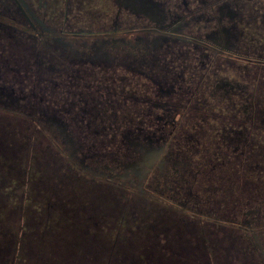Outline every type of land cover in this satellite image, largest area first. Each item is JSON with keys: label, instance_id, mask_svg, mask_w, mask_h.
<instances>
[{"label": "flooded vegetation", "instance_id": "1", "mask_svg": "<svg viewBox=\"0 0 264 264\" xmlns=\"http://www.w3.org/2000/svg\"><path fill=\"white\" fill-rule=\"evenodd\" d=\"M41 2L0 0V153L17 150L20 134L35 135V118L48 123L47 134L55 128L80 165L103 161L95 150L105 149L122 176L177 158L188 149L185 132L205 137L195 120L238 122L225 148L244 145V134L255 141L256 121L264 124V0ZM36 50L44 57L35 58ZM117 143L124 154L110 150ZM82 176L65 179L116 182Z\"/></svg>", "mask_w": 264, "mask_h": 264}, {"label": "trees", "instance_id": "2", "mask_svg": "<svg viewBox=\"0 0 264 264\" xmlns=\"http://www.w3.org/2000/svg\"><path fill=\"white\" fill-rule=\"evenodd\" d=\"M245 137L244 134V145L236 155L241 163L235 184L222 180L221 183L217 181V185L211 180L217 164L210 163L208 168L206 166L207 170L203 166L193 172L188 168L187 172L182 169L181 172L187 173V176L178 171L170 173L171 177L177 176L175 182L172 180L177 188L162 187L156 192L162 195L157 203V213L146 210L149 206L144 202L141 205L135 203L139 206L133 208L136 209L134 215L124 213L111 218L102 210L108 207L106 199L92 200L95 201L93 205L90 199H86L87 196L79 198L75 191H78L76 187L82 186L81 183V186L66 183L74 186H66V192L71 195L66 193L67 199L61 196L65 189L60 188L57 178L53 176L59 172L63 176L62 166L52 167L46 162L45 172V165L39 162L40 157L34 153L30 156L28 152L31 140L20 134L17 150L9 151L6 155L0 153V264H46V253L50 264H54L51 252L47 251L46 232L60 233L59 229L63 227L66 232L74 229L78 233L76 238H66L64 241L66 244H71L73 240L78 242L71 244L69 257L74 255L76 249H84L83 242H88L90 246L94 243L95 247V233L110 231V240L103 238L101 241L110 245L103 252L105 264H113L117 253L120 254L118 264H122L124 259L125 263L128 258L134 261L137 242L143 249L140 252L142 260L139 259L136 264H264V145L260 146V151L256 147L249 149L245 146L246 142L249 143ZM33 165L42 169L44 175L41 182L29 185L27 176L34 172ZM50 168L54 172L50 173ZM197 171L205 173L208 180L198 178L200 173ZM47 179L55 181L50 183ZM72 195L75 198L78 196V200H72ZM181 198L184 200L180 202L186 199L198 209H187L185 213L179 211L181 203L178 205V200ZM91 216L97 220L93 224L97 225L96 229L92 228L93 236L87 235L88 229L93 227ZM160 218L164 220L162 227L157 225ZM246 220H250L252 229L259 234L258 245L247 233L251 230ZM127 225L128 231L119 229ZM113 232L115 235H111ZM121 233L129 235L122 236ZM56 235L48 241L59 243L60 236ZM162 239L164 242H161ZM116 247L118 249L114 252ZM98 249L102 247L98 246ZM93 255L98 256L92 253L86 257Z\"/></svg>", "mask_w": 264, "mask_h": 264}, {"label": "rangeland", "instance_id": "3", "mask_svg": "<svg viewBox=\"0 0 264 264\" xmlns=\"http://www.w3.org/2000/svg\"><path fill=\"white\" fill-rule=\"evenodd\" d=\"M39 1V0H34ZM42 0H40V3ZM41 55V57L44 55L42 54V52L40 51H35V58H39ZM204 112L202 113L203 116L201 114H196L193 116V118L198 117V115H201L202 117L207 118L208 115H210V112L207 111V113H205V110H203ZM190 119V118H189ZM188 119V120H189ZM198 119V118H197ZM35 126H34V130H36V137H34L35 135H31L29 134V139L32 141H35V144L32 147H29L28 152L30 151V156L33 155V153L35 154V156L37 155L38 157H40L39 162L43 165H45V172H46V162H48L49 166H55V165H60L64 166L62 167V170L64 172V174L68 175V176H75L76 179H82V180H87L85 177H83L82 175L84 174V176H92L93 174L100 176L104 179H108V180H112V181H116L112 184H99L98 187H95L94 184H90V183H83L82 186L80 185V182H72V184H76L78 186L81 187H76L78 191H75V193L77 192V195L79 196V198H82L84 196H87L88 198L86 199H90L92 204H95V201L97 202L98 199L100 201H102L103 199H106L105 202L107 203L106 206L108 207H103L102 210L105 214H107L109 217L113 218V216H117L119 214H126L128 216H131V214H133L134 212H136V209L133 208H137V204H142L144 202H146L149 206L148 211L153 212L154 214L157 213L159 211V205L155 202L157 201L156 199H159L160 197L158 195H156V192L159 191V188L162 187H166L167 189L170 188H177L173 182L176 181L175 178H177V176L175 177H171V174L174 170H176V172L178 171L179 173L183 174L184 177L187 176V173H182L181 170L184 169L186 171V168L190 169L191 172H193V170L199 169V167L195 166L197 162L201 163L203 167H205V169L207 170V168L209 167L210 163L213 164H217V167L214 168V170H216V172L214 173L213 177L211 178V180H213L215 183L217 182L216 180H223L224 182L229 181V183L235 184L237 181V175L239 174V165L241 163V159L237 158L236 155L240 152L239 148L240 146L242 147L243 144H241L240 146L238 144H232L229 148H225V146L228 144L227 142V137L230 135V130L229 128H232V130H236V129H240V126L238 125V122L235 123L234 121H226V120H195L197 122H199L200 124H202L201 126H203V129H205V133L206 136L203 138L198 139L199 143L197 140H195V138H199L200 136H197L194 138V136L190 137L192 135L191 131L185 132L183 134V138H188L189 141V145H188V149H184L183 152H177L178 153V157L176 158L175 156L171 157V159L166 163L163 164L162 160H159L154 166H152L151 168H149L148 170H150L149 172L147 171L145 174L141 173V172H133L132 176H128V175H123V171L121 172V169L117 166L114 167V165L111 163V154L109 152H106L105 149L103 150H95L96 153L99 154L100 158H103L104 160H98V161H93V159L95 158H87L85 160V165L86 168L83 167L82 165H80L78 159H74V157H69L68 154V150L69 147L66 149L64 148V146L62 145V143L60 144V140L59 137L57 135V131L55 130H51L49 132V134H47V132H45V127H48V123H45L43 119H39V118H35ZM192 121V120H191ZM190 121V122H191ZM259 126L258 129L253 130L252 132V136L253 139L255 140L253 143H249V145L256 147L259 149L260 151V146L264 145V124L259 123V121H256ZM182 125H184L183 127L188 129H193L191 128V126L187 123L186 121H182ZM195 128H198V126H196ZM250 128V126H249ZM244 129V128H242ZM253 129V128H252ZM40 131V133H38ZM251 130H249L250 132ZM53 133H55V135L57 136V138L55 139V137H53ZM48 136H50L48 138ZM226 136V137H225ZM47 137V140H46ZM35 138V139H34ZM54 138V139H52ZM51 141V143H50ZM46 144L49 145L46 147ZM56 145V146H55ZM236 145V146H235ZM119 146V143H117L115 145V148L110 147V150H114L116 152L119 153H115V155H120V154H124L122 151V146H119L120 149L118 150L117 147ZM258 146V147H257ZM51 147V148H50ZM118 147V148H119ZM53 148L57 149L60 151L62 158L58 157L57 153L54 152ZM237 148L236 150H233ZM62 149H66V151L62 150ZM222 149V150H221ZM34 150H38L37 152H34ZM53 150V151H50ZM108 149V151H110ZM176 150V149H175ZM101 153H104L105 155L102 156ZM231 154V155H229ZM163 156H161L162 159ZM108 158V159H106ZM120 158V156H119ZM164 158V157H163ZM106 160H108V163L106 162ZM207 160L208 163H207ZM93 161V164H92ZM54 163V164H52ZM67 163V165H66ZM207 163V164H205ZM260 164H262V159L260 160ZM93 165V166H91ZM34 166V172L30 173L27 176V180H29L28 182L30 183L29 185H31V183L35 182L36 184L39 183V181L42 178V175H44V172L42 169H37L35 168L36 166ZM52 166V167H53ZM73 167L75 169V171H79V173L73 172L71 170H68L67 167ZM79 166V167H78ZM207 166V168H206ZM89 171V172H87ZM54 172L53 169L50 168V173ZM187 172V171H186ZM201 171H197V173H200ZM171 173V174H170ZM4 174V173H3ZM62 176L61 172L56 173L53 177L57 178V181L60 185L61 189H65V192L61 193V196L63 195L66 198V193L68 195H71L70 192H66L67 191V187L72 188L74 186H72V184H66L68 182V179H65L66 175ZM35 178V179H34ZM198 178H204V180H208V178L205 176V173H200L198 174ZM26 179V178H25ZM45 179H46V174H45ZM48 180V179H47ZM173 180V182H172ZM50 183H52L55 180H48ZM41 182V181H40ZM46 182V180L44 181ZM205 183V182H204ZM218 185V183H216ZM92 185V186H90ZM113 185V186H112ZM165 185V186H164ZM67 186V187H66ZM54 188V185L52 186L51 189ZM86 189V190H85ZM40 191V190H39ZM43 192V191H40ZM39 192V193H40ZM223 192V191H222ZM25 194V193H24ZM41 194V193H40ZM169 194V193H168ZM224 195V192L222 193ZM39 195V194H38ZM42 195V194H41ZM228 194H226L227 196ZM26 196L28 197L29 194ZM35 196H37V194H35ZM44 197V194L42 195ZM73 196V195H72ZM78 196L76 197L78 200ZM74 197V196H73ZM158 197V198H157ZM75 197L72 199H76ZM220 199V198H219ZM70 200V201H72ZM95 200V201H92ZM152 200V201H150ZM179 200H184V198H181ZM90 203V201H88V204ZM137 203V204H135ZM192 202H187L185 199V202L183 203V207L181 206V209L184 210H179V211H186L187 209H192V210H197L198 208L191 206ZM64 208V207H63ZM68 208V207H66ZM79 209V208H78ZM95 210V209H94ZM200 210V208H199ZM77 211V210H75ZM98 211V210H96ZM190 211V210H189ZM187 212V211H186ZM72 214V212H71ZM134 215V214H133ZM92 217V216H91ZM92 222L91 225L93 227H90L88 230V234L87 235H92V228L96 229V226L93 224L95 221V218H91ZM90 220V221H91ZM164 220L162 218H160L157 222V225L159 227L164 226ZM114 224V223H112ZM122 232L123 231H128L129 230V226H125V228H119ZM60 230V233L54 232V231H50L51 234H49L48 232H46V244L49 248H47L48 252H51V261H53L54 264H105L106 262V257L103 255V252L106 249V247H109V243L108 242H101L103 241L102 239H108V241L110 240V231L107 232H101V233H95V240L96 242V246L93 247L94 243L92 244V246H90L88 244V242H83V244H85L84 249H82L81 251H78L73 247V251L75 252L73 256L70 255L69 257V249L70 251H72L71 248V244H77V240H73L71 241V244H66L64 241L67 239L70 240V238H76L78 236V233L74 232V229L71 232H66V229L63 227ZM92 233V234H91ZM248 234H250L251 238L253 239V235H252V231H247ZM54 234H57L56 237H58L59 234V239L60 242L56 244V242L53 240L48 241L51 239V236L54 237ZM77 234V236H76ZM255 234V233H254ZM111 235H115L114 232ZM121 235H125L128 236L129 233H121ZM86 238V237H84ZM255 239L257 238L254 237ZM254 240V239H253ZM161 242H164V240L162 239ZM254 242V241H253ZM124 244H121V246H123ZM98 246L102 247V249H98ZM104 248V250H103ZM50 249V250H49ZM118 249V247H116L113 251L116 252ZM135 249L137 251V254L135 257V260H130V258L126 259L125 263L124 260L122 261V264H136V261H140L141 259V254L140 252L142 251L143 247L140 246V243H136L135 244ZM80 250V249H79ZM135 251V252H136ZM73 253V252H72ZM92 253H96L98 254V256H92L91 258L86 257L89 256ZM85 255V257H82V255ZM119 256L117 253V258H114L115 260L113 261V264H118V260H119ZM48 255L46 253V264H50V259H48ZM113 258V257H112ZM126 258V257H125ZM105 260V261H104Z\"/></svg>", "mask_w": 264, "mask_h": 264}, {"label": "water", "instance_id": "4", "mask_svg": "<svg viewBox=\"0 0 264 264\" xmlns=\"http://www.w3.org/2000/svg\"><path fill=\"white\" fill-rule=\"evenodd\" d=\"M54 122L58 123V120L54 119ZM152 155H153L152 160L157 159L160 155V150L159 149L158 150H152Z\"/></svg>", "mask_w": 264, "mask_h": 264}]
</instances>
